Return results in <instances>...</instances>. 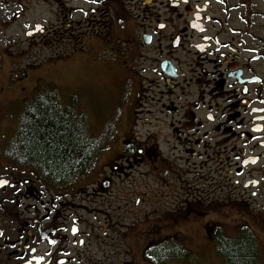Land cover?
<instances>
[{
	"label": "flooded vegetation",
	"instance_id": "flooded-vegetation-1",
	"mask_svg": "<svg viewBox=\"0 0 264 264\" xmlns=\"http://www.w3.org/2000/svg\"><path fill=\"white\" fill-rule=\"evenodd\" d=\"M30 1L7 2L8 24L34 22L25 50L1 54L14 62L0 80V264H168L192 222L215 248L264 235V0H35L42 20ZM46 47L53 57L31 52ZM52 59L124 60L136 80L118 103L129 132L77 177L15 149L26 86H51L28 60Z\"/></svg>",
	"mask_w": 264,
	"mask_h": 264
},
{
	"label": "rangeland",
	"instance_id": "rangeland-1",
	"mask_svg": "<svg viewBox=\"0 0 264 264\" xmlns=\"http://www.w3.org/2000/svg\"><path fill=\"white\" fill-rule=\"evenodd\" d=\"M8 1L10 0H0V69H2L0 70V80L2 82H4L8 77V74L13 66L12 63L14 62L12 59H1L2 52L9 51L10 53L15 54L18 50H25L26 46H24L23 44L28 42L26 38L23 37L24 30L22 29L21 24L25 25L26 23L34 22V20L29 21L31 20V17L27 16L26 19L24 18V20L20 24H8L10 14H13L16 12V10H18L17 7H14L11 9V11H15L10 12L9 8H7ZM30 4L36 14L37 9H40L41 20L45 18L42 9L38 6L35 0H31ZM47 6L51 7V4L49 3ZM47 12L50 13V10L48 9ZM48 16L54 17L50 14H48ZM52 36L57 39L60 38V35H58V33L53 32V34L49 38V41L51 42H54ZM61 42L62 44L67 45L66 41L61 40ZM18 43H20L21 45L15 48L14 46ZM52 50L53 49L46 47L41 50L33 49L31 52H36L37 54L39 53L41 56L46 58L48 56L53 57V55H51ZM61 50L65 52L66 47H61ZM119 61H121L122 64L119 63ZM28 62L30 64L39 62L43 64L40 70L36 69L37 66H33L30 71H27V73H29V76L33 75L34 73L41 72V78H47L51 81V86H47V84L36 85L34 92L39 90V92H36V94L47 95L50 92L47 91L48 89H50L51 91L54 90L56 94H60L59 96L61 97H77L79 99V103H81V107H87L83 110L88 120L86 128H89V133L92 135L91 137H93V139L99 138L103 139V141L104 139H107V142L110 143L112 138L118 139V137L129 132L132 115L128 110H122L118 103L123 92L124 84L130 88H134L136 86V80L134 78L129 81L125 79L124 76L127 73L125 70L126 67L124 68L123 64L124 60H118L116 62L115 60L52 59L47 61L28 60ZM34 76L35 80L39 77L37 75ZM33 81V78L29 79L26 81V84H32ZM26 88L28 89L26 91L27 95L25 96H27L26 99L28 100L26 101L28 102L33 98L32 95H34V92H32L29 87L26 86ZM140 115L141 121H139V124H141L138 126L139 128L143 126L150 131H155L157 129L145 125L144 119L146 118L142 114ZM5 117L6 121H8L9 119L7 113ZM13 125H16V130H18L19 119L18 124H16L15 122L13 123ZM138 136H144L142 135L141 130H139ZM100 157L101 156H99V158L97 159L98 161ZM98 161L94 163V166ZM167 209L174 210V208L172 207H167ZM203 226V224L193 222L181 226V232H185V234L188 236L186 237L184 242V253L179 258H177L176 255H172L174 257H171L170 255L168 257V264L221 263L216 254L215 244L205 236ZM173 227L174 225H171L169 228L172 230ZM234 227L235 223L232 224V228ZM253 227L257 229L256 226ZM256 231H259V228ZM255 238L260 248L261 263L264 264V235L258 232ZM182 251L183 250H181V252ZM158 258L161 259V256H159Z\"/></svg>",
	"mask_w": 264,
	"mask_h": 264
},
{
	"label": "trees",
	"instance_id": "trees-1",
	"mask_svg": "<svg viewBox=\"0 0 264 264\" xmlns=\"http://www.w3.org/2000/svg\"><path fill=\"white\" fill-rule=\"evenodd\" d=\"M59 95L54 90L36 94L25 104L18 118L15 149L21 159L54 178L77 177L94 167L104 141L93 139L86 128L83 110L87 107H81L75 96ZM215 243L220 264H262L258 242L249 231L235 238L219 236Z\"/></svg>",
	"mask_w": 264,
	"mask_h": 264
}]
</instances>
